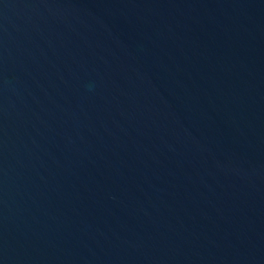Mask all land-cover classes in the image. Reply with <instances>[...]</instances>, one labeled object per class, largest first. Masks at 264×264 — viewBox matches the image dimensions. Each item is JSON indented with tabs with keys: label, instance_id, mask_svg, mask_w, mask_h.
<instances>
[{
	"label": "water",
	"instance_id": "water-1",
	"mask_svg": "<svg viewBox=\"0 0 264 264\" xmlns=\"http://www.w3.org/2000/svg\"><path fill=\"white\" fill-rule=\"evenodd\" d=\"M0 264H264V0H0Z\"/></svg>",
	"mask_w": 264,
	"mask_h": 264
}]
</instances>
